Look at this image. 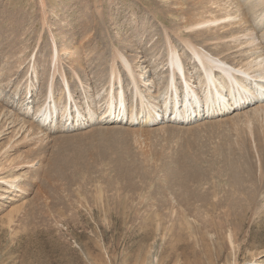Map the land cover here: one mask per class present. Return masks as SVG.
<instances>
[{"label": "rangeland", "instance_id": "374dc122", "mask_svg": "<svg viewBox=\"0 0 264 264\" xmlns=\"http://www.w3.org/2000/svg\"><path fill=\"white\" fill-rule=\"evenodd\" d=\"M101 1L95 6L93 0H0V102L5 103L4 108L7 107L10 116L20 115L19 118L21 117L24 122L26 121L28 124L35 126L39 134L36 136L30 134L31 132L29 131L23 130L16 133L15 131L12 132V130L7 131L8 129L6 128L0 137V177L9 175L16 177V180L20 182L18 184L22 186L21 190H16L10 185L6 186L8 189H3L2 191L0 189V195L3 194L0 196V264H92L93 260V264H264V176L255 177L262 180L259 184L260 188L256 184L257 192L255 187L250 186V189L254 191L251 196L253 197L252 206H250V200L246 202L242 198L236 201L238 206L235 208L218 204L216 212L210 213L212 216L206 217L205 221H200L199 219L203 217V211L200 209L189 208L186 215L187 208L183 205L184 203H181L180 199H176L178 194L174 195L171 187L162 190L163 187L161 186V188L158 185L159 183H164L161 180L165 175L166 168L174 160L170 157L172 153L179 150L181 154L183 146L190 140V137L188 140L186 139V134L191 131L190 127L198 130L199 126L205 125L207 122L209 124L210 122H220L224 118L226 121H230L231 119L229 120L228 117H236L237 112L233 115H220L217 119H207V121L200 124L185 126L189 129L188 132L185 127L170 125L173 124L170 119L175 118L173 115L171 116L173 118L166 119L164 124L151 125L155 124V119L160 121L166 118L165 113L158 107L160 101L157 100V91L166 83L167 62L165 61L170 59V57L173 58V55L170 54L169 56L167 55L166 59H163V56H166L167 53L164 49L168 50L166 43L170 41L177 44V46L179 44L176 50L182 54L190 52V48L177 39V36L174 35L176 33L174 29H170L167 32L161 23V16H157V8L164 9L167 7V0L162 2H157L156 0L144 2H142L143 0ZM245 3L246 1L240 0L241 5ZM123 4L133 6V8L126 10ZM113 5H116L114 11L119 10L125 12V14L121 17H113ZM174 10H180L176 14L177 16L184 14L187 7ZM199 10L203 11L201 8ZM83 13L86 14L85 16L94 19L87 23L82 19ZM103 17L106 18L108 26L101 24L98 28L97 23L96 25L91 23L100 21ZM12 19L20 23L14 22ZM133 19L137 23L139 22L140 25L147 24L148 26L147 29L142 31L143 39L140 37L138 40L141 43L135 46L132 45L134 44L132 42L131 44L126 43L123 37V28H128L129 33L134 29L136 22H133ZM251 20L252 22L254 21L253 19ZM127 22L132 23L125 25ZM181 23L179 21H171L167 25L169 27H177V24ZM119 24H121L122 28L118 26ZM18 27L20 28L18 29ZM105 27L107 28L105 29ZM83 29L89 31L83 33ZM102 31H105V36L108 34L112 38V43L114 42V45L122 53L121 57L127 55L136 62V66H142L139 67L140 69L138 68L144 75L140 79L144 80L146 78L148 82L147 86L141 87V81L127 73V69H132L130 67L132 64L135 65V63L133 61H125L127 64L121 62L119 66L122 67L123 76L120 78L123 80L124 85L123 83H115L112 87H110L111 85H105L98 88L102 92L99 93L96 107H104L106 102V96L104 97V95L108 92L110 93V90L115 93L129 86L130 90H136L143 102L146 101V98H142L144 96L153 99V102L148 103L149 112L136 110L135 106L133 107L132 113L134 112L140 118L138 119V125L134 129L129 127L132 121L123 118L127 116L126 111L131 112L130 108L126 107L123 109L118 105H113V110L117 106L118 110L120 109L121 111L116 113L119 120H124L126 121L124 123L129 125L121 123V125L112 124L107 126L98 125L102 119V114L105 112V110L99 108L98 115H100V118L98 121L94 120L95 126L86 128L82 126L83 129L81 128V131L72 132L65 130L69 126L61 123V113L67 110L70 113V103L68 108L65 106L64 108H58L59 110L63 109V112L59 113L57 111V114L55 113L62 125L59 123L51 128L49 126L43 128L46 123L44 121L43 126H39L40 122L38 121L40 120L37 117H33V115L34 110L36 111L38 106L44 105L42 97L44 93L42 94L41 92L42 83L38 84L36 94L31 96L30 94L27 95L26 91L31 84L30 82H33L34 77L41 81V77L45 79L48 76L49 71L43 70L47 61L46 65L52 69L51 73L57 71L58 74L60 71L57 70V56H60L59 59L62 60L60 65H63L68 71L60 81L70 80L74 69L77 70L80 79L84 77L89 79L90 75L93 78L97 71L95 66L88 67L87 65L85 72L82 68H76L79 63L73 59H82L81 56L89 53L87 51L88 48L93 49L95 54L104 53L102 45L96 44L93 39L96 35L100 36ZM224 31L222 30V32ZM249 31L256 34V30L252 28ZM185 32L188 31L185 30ZM166 34L171 35L166 38L164 37ZM55 35L59 39L55 40L54 42L56 43L53 45L61 48L60 45L62 43L71 42L73 48L67 50L69 53L67 51L62 54L55 53L54 59L50 60L48 58V60L46 58L48 53L51 52V48L48 46L44 51L43 49L47 44L53 43L52 40ZM131 36L136 37V32H132ZM244 40H248V38ZM15 41H17V48L23 46V48L28 49L26 51L28 53H24L25 56H23V53L19 55L18 52L20 50L12 48L13 44L10 45L11 42ZM256 41L258 42V39ZM157 42L158 48L155 47L154 56H149V58L141 59L140 61L139 58L143 55L140 54L142 52L141 48L144 47L143 50H150ZM28 45L30 46L29 48ZM126 45L131 47L125 48ZM159 45H164L166 48ZM205 45H199L197 48L202 52H208L206 49L208 45ZM258 45L261 44L258 43ZM109 46L111 49L106 48V50H109L110 52H108L111 54L113 48L111 45ZM84 47L85 49H83ZM242 49L245 50V47ZM44 52H47V55ZM20 59L22 60L20 63L23 62V64L18 69L17 65H19L18 61ZM213 60L217 62L223 61L220 57ZM148 61L151 64L150 71L149 69L145 70L147 65H149ZM128 63H130L129 68ZM144 63L147 65H144ZM163 63H166V67L161 66ZM72 66L76 67L73 69ZM156 66L161 67L157 68ZM12 67L14 69L11 70ZM81 67L84 68L85 66ZM229 67L231 66L229 65ZM34 69H36V72H34ZM257 69V67H254L250 69L249 73ZM254 75L257 76L255 79L261 78L259 72L254 73ZM32 76L34 77L32 78ZM248 78H251V76H248ZM90 81L94 82L92 79ZM116 86L117 88H115ZM58 87L59 90H55L53 86L48 87L47 96L50 97L52 95L54 99L64 100V95H59L60 92H63L64 87ZM83 89V84L78 88L72 89L76 93L75 96L81 99H79L80 102L85 100L83 99ZM69 90L71 89L64 91L68 94ZM177 91L180 92V90ZM175 92V90L172 91V93ZM16 94L19 95V100L14 102ZM54 94L58 95L57 98L54 97ZM127 95L135 97V101L137 100L135 93H127ZM59 100L52 103L57 104ZM168 103L170 104V102ZM259 104H262V102H259ZM72 105V112H75L77 108H75L74 100ZM92 106H95V103ZM255 106L259 105H253V107L247 109L248 112H251ZM247 110L243 109L241 111L240 109L238 114L248 113ZM51 113L54 114L52 111ZM168 113L171 114L170 112ZM42 114L48 115L45 108H43ZM85 114L90 115L88 111ZM54 119L57 120L56 117ZM143 121L151 125V127H143ZM102 122L107 124L105 120ZM256 124L264 125V116L260 117ZM100 127L103 129L124 127L132 131H139L138 135L135 134L137 136L134 135L130 136L129 139L121 140L129 149L141 156V161L145 166L142 165V170L139 169L141 172L139 170L137 172H140L139 175L142 178L136 175L131 176L130 174L119 176V166L115 167L112 164H108V162L97 166V159L90 160L89 163L86 161L88 160L87 158L80 159L82 152L85 150L91 153L103 152L102 154H107L111 159H116L115 156H111L113 152H110L107 147L105 148L107 139L100 141L96 146L82 145V139L85 138L84 135L87 133L91 134L93 131L99 130ZM169 127L170 129L175 127L179 130L173 131L169 129L168 134H166L167 137H162L159 134L160 131H164V129ZM113 132L115 135L116 132ZM71 135L74 138H79L74 139L71 151H64V153L71 156L70 161L79 162L78 169L68 170L66 177L59 180L56 178V171L50 165L51 156L53 155L54 146L62 141L57 139H65L66 136ZM252 138L254 139V136ZM206 140L204 138L202 143L205 142L209 147L204 150H210L209 154L211 155L213 148L218 144V140ZM261 140L264 142V139ZM40 146L48 150L47 155L42 156L35 152ZM119 146L123 148L122 145L119 144ZM256 147L257 145H254V148ZM259 168L260 165L258 164L257 173ZM124 179H130V181L126 183ZM223 183L225 184V182ZM223 183L220 185L223 186ZM123 184H125L124 188ZM132 184L135 186H131ZM226 188L227 186H225L224 192L219 197L221 202H227L228 191H226ZM54 196L56 197L54 198ZM231 200H234V198ZM165 207L171 209H166ZM227 207L228 210L226 211ZM172 211L174 213H171ZM180 211L188 217H185ZM122 212H125L127 217L123 216ZM214 221H216V224ZM230 235H233L232 243ZM92 241L94 242L92 243Z\"/></svg>", "mask_w": 264, "mask_h": 264}, {"label": "bare ground", "instance_id": "6f19581e", "mask_svg": "<svg viewBox=\"0 0 264 264\" xmlns=\"http://www.w3.org/2000/svg\"><path fill=\"white\" fill-rule=\"evenodd\" d=\"M61 1H63V0H61ZM144 1H147V0H143L142 2H144ZM156 1L162 2L163 0H156ZM241 1H246V3L244 5H241L243 2L240 4V0H167L166 4L168 6L165 7V5H164V7H165V8L163 7L164 9L158 7L156 12H157V16L158 15H159V17L161 16L160 17V18H162L161 23L163 24L165 30L168 32V31H170V29L171 30L174 29V31L176 32L174 35L177 36V39L180 42L184 43L188 48H190V50H189L190 52L183 53L185 56V59H188L190 53H192L193 56L196 55L194 57L199 58L198 61H202L205 65L210 66L212 69H214L218 63H221V61L217 62L216 60H213V59L220 57L223 60L222 61L223 64L227 63L226 64L227 66H229V65L231 66V71L233 74L238 73L241 76H243L245 79V78H248V76L257 78V76H255L254 73L259 72L261 78L264 79V48L262 46L258 45L259 42L256 41V39H258V36L256 34H254V32L252 33L249 31V30H251L252 26L258 27V24H257L258 19L257 18L255 19L254 15H255L256 11L260 7H262V5H264V0H241ZM93 2H94V5L96 6V4L101 3L102 1L101 0H93ZM115 6L116 5H113V7H112L113 17L117 18L119 16L120 17L123 16L125 14V12H121L119 10L114 11ZM123 6L126 8V10L133 8V6H127V4H123ZM194 6H197V7H194ZM97 7H99V6L97 5ZM182 7H187V10H185L184 14H179L176 16V14L180 12V10H174V9L182 8ZM200 8L203 9V11L199 10ZM100 14H102V13H100ZM85 15L86 14H84L82 16V19L85 20L87 23H89L90 20L94 19V18H89L88 16H85ZM249 17H250V19H249ZM251 19H253L254 21L252 22ZM262 19L263 18H261V20ZM12 20L14 22L16 21L14 19H12ZM7 21H9V19H7ZM171 21L172 22L173 21L174 22L179 21L182 23L177 24L178 25L177 27H169L167 25V23L168 22L171 23ZM16 22H18V21H16ZM133 22H136V23H135V26L133 27L134 29H132V31L130 33L128 31L129 30L128 28H123V33H124L123 37H124V41H126V43L131 44V42H132V43H134L132 45L135 46V45L141 43L138 40L140 37L143 39L144 35H143L142 31H144V29H147L148 26H147V24L140 25L139 22L137 23V21L135 19H133ZM18 23H20V22H18ZM91 23H93V25H96V23H97L98 28L100 27L101 24H104V25L108 24L105 17L101 18L100 21L91 22ZM131 23L132 22H127V23H125V25H130ZM87 26H88V24H87ZM118 26L121 27V24H119ZM19 28L20 27H18V29ZM84 28H85V26H84ZM106 28L107 27H105V29ZM21 29H22V27H21ZM185 30L188 32H185ZM222 30H225V31L222 32ZM82 31H83V33H85V31H89V30L83 29ZM166 31H165V33H166ZM132 32L133 33L136 32V37L131 36ZM28 34H29V31H28ZM28 34H27V36H28ZM170 35L171 34H166L164 37L167 38ZM97 36H99V35H96V37H94L93 39L95 40L96 44L99 43L102 45L103 48L102 47H99V48H102V51H104V53H101V54L96 53L97 54L96 55L94 53L93 49L88 48L87 51H89V53L86 55L84 54V56H81L82 59H80V60L73 59L74 61H78L79 65L81 64L80 66L77 65L78 67H76V66L75 67L79 68V69L82 68L85 72H86L85 69H86L87 65H88V67L95 66L97 68V71L95 72V76L93 77L94 79L91 77L92 75H90L91 79L94 80V82L90 81L91 80L90 77H89V79L86 77L80 79L77 70L74 69L75 68L74 66H72L74 69V72L71 73L70 80L66 79L63 82L60 81L61 78L62 79L64 78L65 73L68 72L63 67V65L62 66L60 65L62 62V60L59 59L60 56L56 57V63L58 65L57 70L60 71L58 74H57V71H54L51 73L52 69H50V66L46 65L48 63V61H47V63L44 64L45 66L43 67V70L49 71L48 76L45 79H44V77H41L42 78L41 81H39L37 77L32 76V78L34 77L33 82H30L31 84H30V86H28V89L26 90L27 95L30 94L31 96H34V94H36V91H37V86L40 83H42L41 92H42V94L44 93L42 95V97L44 99L43 100L44 105L38 106V108H36V111L34 110L33 117H37L40 120V121H38L40 123L38 124L36 122V124H38L39 126H42L43 122L45 121L46 123L44 124L43 128H46L48 126H49V128H51L54 125L57 126L60 123L59 122L60 120L56 116L57 111L52 109V106H54V108L57 107V109L58 108L60 109V107L64 108V106L68 108V106L71 103L70 113L68 112V110L65 111L64 113H61V116H62L61 123L69 126L68 128L66 127L65 130L72 131V132L73 131H81L83 128L95 126L96 125L95 121H98L100 118V115H98V109L93 108L94 110H91V111L88 110V113H90V115L85 114L84 111L79 112L76 110L75 112H72L73 111L72 101L74 100L78 104V101L76 100L77 96H75L76 93L72 89L78 88L79 86H81V84H83V87H84V89H83L84 90L83 91V97L84 98L83 99H86L89 103H91V105L95 103V107H96L98 104L97 99L99 97V93L102 92L98 88L104 87L105 85H109V86L112 85L113 86L115 83H120V84L123 83V80H121V78H120L123 76L122 71H121L122 67L119 66V64H121V62H125V61L132 62L133 61L135 63V65L132 64V66L130 67L132 69H127V73L132 75L133 78L137 77L141 81V85H142L141 87L147 86L148 81L146 80V78L144 80L140 79V77L144 76L142 74V72L139 70L140 69L139 67H142V66H136V62L133 59H130L127 55L125 57H121L120 56L122 54L121 51L119 50V48L116 45H114V42L112 43V38L110 36H108V34H106V36H105V31H102V33L100 34L99 37H97ZM53 38H54L52 40L53 43H50L49 45L47 44L45 46V48L43 49V51H44L45 49L48 48V46H49V48H51V52L48 53V56L46 59L49 58L50 60H52L55 57V53L62 54L63 52H66L67 50L73 48L71 46V42H65V41H64L65 43H62L60 45L61 48L56 46V45H53L56 43L54 41L55 40L57 41L59 39V37H57L55 35V37H53ZM245 38H248V40H244ZM41 39H38V40H41ZM142 39H141V41H143ZM161 39H163V38H161ZM149 40H150V38H149ZM174 40H176V39H174ZM254 41H256L257 44ZM159 42H160V40H159ZM165 42H166V40H165ZM16 43H17V41L11 42L10 45L13 44L12 48H17ZM143 44H145V43H143ZM204 44L208 45V46L205 45L208 52L207 51L202 52L201 50H199L197 48V47H199V45L204 46ZM109 45H111L113 48V50L111 51V54H109V52H110L109 50H106V48L111 49V47ZM145 45H148V44H145ZM149 45H150V42H149ZM167 45H168V50L164 49L165 51H167V53H166V56L164 55L165 57L163 56V59H166L170 54L173 55V53H172L173 51H178L176 49H178L177 47L179 46V44L177 46V44L169 41L168 43H166V46ZM62 46H64V47H62ZM157 46H158V42L155 43L154 46H152L153 48L150 50H147V49L143 50L144 47L141 48L142 52H140V54L141 55L143 54V55L140 56V58L138 57L140 59V61H141V59L149 58V56H151V57L154 56V52H155L154 50L156 49L155 47H157ZM163 46L164 45H162L160 47H163ZM29 47L30 46L28 45V48ZM126 47H131V46L126 45L125 48ZM243 47H245V50L242 49ZM17 49L20 50L18 52L19 55L22 53L24 54L28 50L26 48H23V46H20ZM83 49H85V47ZM161 50H162V48H161ZM158 51H159V49H158ZM26 53H28V52H26ZM44 54L47 55V52H44ZM23 56H25V54ZM73 56H75V55H73ZM193 56H192V58H193ZM192 58L190 59V62H192V64L195 66V61H193ZM119 59H120V61H119ZM209 60H211V61L208 63ZM21 61H22L21 59L18 61V64H19V65H17L18 69L23 64V62L20 63ZM127 62H125V64H127ZM165 62H167V66L169 64L170 67L173 68V75L172 76H174L173 77L174 82H177V80L180 79V75L178 74V72H176V70L177 69L183 70V68H185V65L184 64L182 65L175 58H171V61H169V59H166ZM211 62L213 64H211ZM56 63H55V65H56ZM128 64H129L128 65V68H129L130 63H128ZM57 65L55 66L56 68H57ZM144 65H147V64L144 63ZM81 66H85V67L83 68ZM150 66H151V64L149 62V65H147L145 70L149 69V71H150L151 70ZM161 66L166 67V63H163ZM161 66H156V67L159 68ZM254 67H257L258 69L253 71L252 73H249L250 69H252ZM195 68H196V66H195ZM12 69H14V67H12L11 70ZM145 70H143V71H145ZM34 72H36V69H34ZM123 73H125V72H123ZM168 74H170V73H168ZM176 76L179 78H177ZM125 77H126V74H125ZM150 80H152V79H150ZM104 82H105V84H104ZM144 83H146V84L143 85ZM169 83H170V79H169ZM185 84H186L187 88L186 87L177 88V86L173 85V84L171 87L167 88V94H165L166 97L172 96V97H168L167 102L165 101L166 97L163 96V92L158 93L157 100L160 101V104L158 107L165 113V117H166L163 119V121H165L168 118H173V117H171L173 115L175 118L170 119L171 123L185 125L186 122H188L189 118L192 117L193 115H195V114L201 115V112H200L201 109L200 108H202V107H201V105H199L197 103V100H199L198 95H196L195 92L190 89V87H192V85H193V80H186ZM96 85H98V86L95 87ZM123 85H124V83H123ZM213 85L216 88V92L211 93L210 96L206 97V104H207V107H209V112L211 113V115L215 114V113L216 114L222 113V109L217 110L219 108L218 104L220 101H221V103H224L226 100V97L222 92H220V91L217 92V90H218L217 84L215 82H213ZM50 86H53V88L55 87V90H59L58 86L64 87L63 88L64 90H67V89H71V90H69L68 94L65 93L64 90H63V92H60L59 95L63 94L64 100H59V99H54L52 95L50 97L47 96V90H48V87H50ZM137 86H139V85H137ZM115 88H117V86ZM127 88L130 90L129 86ZM95 90H96V92H95ZM169 90H171V91H169ZM173 90H175L176 92L172 93ZM177 90H180V92H178ZM24 91H25V89H24ZM18 92H20V91L18 90ZM110 92H111V90H110ZM39 93H40V91H39ZM116 93H117V91L114 93V95ZM123 93L125 95H127V92L124 90H123ZM107 94L108 93H106V95ZM106 95H104V97ZM139 95H140V93H139ZM57 96L58 95L54 94V97L57 98ZM109 98H110V101L108 103L109 109L105 110L104 114H102L103 120L101 119L99 121L98 125L99 124L102 125V123H103L102 121H104V120L107 124L115 125L117 122L116 123L115 122L112 123V122L119 120V117L116 116V113H120L121 111H120V109L118 110L117 106L113 110L112 106L113 105L119 106V103H121V104L124 103L125 97L123 95H121L120 98L115 97V96L111 97V94L109 93ZM142 98H144V99L146 98V101L148 103L153 102V99L151 97L144 96ZM104 99H102V100H104ZM26 100L28 101L27 98H26ZM57 100H59V102L57 104L52 103L53 101L57 102ZM171 100H173L175 106H171L168 103ZM243 100H244L243 96L242 97H236L235 99H233V102L235 103L233 106L240 104V102ZM30 101H32V100H30ZM135 102H136L135 97H133V100L131 102L132 103L131 106L127 105L126 107L130 108V110L133 109V107L135 106ZM34 103H36V102H34ZM62 103H63V105L61 106ZM189 104L191 105V107L189 109L176 113V108L178 106L182 105L183 107H185ZM104 105H105V103H104ZM257 105H259V106H257V107L255 106V108H253V110L251 112H248V110H247L248 113H245V114H238V112L240 110H237L236 111L237 114L235 113L236 117H233V118L228 117L229 120L231 119L230 121H226L224 118L223 121L222 120L220 122L217 121L219 123H217V122L211 123L210 122V124H209L207 122L205 125L199 126L198 130H195L194 128L190 127V130H191L190 133L186 134V139L188 140V138L190 137L189 138L190 140H188V142H186V144L183 146L184 147V148H182L183 152L180 154L179 150L176 152L174 151V153H172V155L170 156L171 159L172 160L174 159V160L169 165V167L166 168L165 175L161 180V182H164V183H162V184L159 183L158 185H159V187H161V186L163 187V188L161 187L162 190L168 189V187H171L172 193L174 195L178 194V196H177L178 198H176V199H178V200L180 199L181 203H184L183 205H185V207L187 208V210L185 212L186 215H187L189 208L200 209L201 211H203V217H201L202 219L201 218H199V219H200V221H205L206 217L212 216L210 213L216 212V208L218 207V204H221V205L223 204L224 206L229 205L230 208L231 207L235 208L238 206V204H236V201H239L242 198V200H244L246 202H248L250 200V202H251L250 206L253 205L252 204L253 197H251V196L254 193V191H252L250 189V186L255 187V191L257 192L258 189H257L256 184L259 185L262 182V180L257 179L255 177L256 176H264V142L261 140V139H264V136H262V135H264V125L256 124L259 121V118L264 116V102H262V104L258 103ZM7 106L9 107V105H7ZM35 106H37V105H35ZM203 106H205V104ZM227 106L230 107L231 105L228 104ZM4 107H5V103L0 102V137L6 128L8 129L7 131L12 130V132L15 131L16 133H19L23 130V131H29V132H31L30 134H34L36 136L39 135L35 126L28 124V122H26V121L24 122L21 117H20L21 119L19 118L20 115L19 116L18 115L17 116L16 115L10 116V113L7 111L8 110L7 107L6 108H4ZM43 108H45L47 110V113H48L47 116H46V114H42ZM75 108H76V104H75ZM148 109H149V106H148ZM243 109H245V108H243ZM243 109H241V111ZM50 110L54 114H52ZM62 110L63 109H61V111ZM26 112H27V110H26ZM168 112H170L171 114H169ZM126 114H127V116L123 117V118H127L128 121L129 120L132 121L129 127H132V128L136 127L138 125V119H140V118L138 116H136V114L134 112L132 113L130 111H126ZM222 116H224V115H222ZM55 117L57 120L54 119ZM158 121L159 120L155 119L154 123H157ZM33 122H35V121H33ZM143 123H146V122L143 121ZM118 125H120V124H118ZM82 126H84V127L82 128ZM140 126H141V124H140ZM170 127L168 129H164V131H160L159 134L164 138L167 137L166 134H168V130L170 129ZM185 128H186L185 130L188 132L189 129L187 127H185ZM171 129L173 131L179 130L178 128H175V127L171 128ZM113 131L116 132L115 135L113 134L114 133ZM156 132H158V131H156ZM138 133H139V131H135V130L132 131V130L124 128V127L123 128H116V129H103L100 127L99 130H95L91 134L90 133L85 134L84 135L85 138L82 139V145L84 144L86 146H96L100 143V141L107 139V142L105 143V148L107 147L110 152H113V154L111 156H115L116 159H111L109 156H107V154H102L103 152L91 153L90 151L88 152L86 150L82 152V156L80 157V159L87 158L88 160H86V161L88 163L90 162V160L97 159V161H98L97 166L103 165L106 162H108V164L114 165L115 167L119 166V169H118V175L119 176H124L126 174H130L131 176L136 175L137 177H141L139 174L141 172L140 170H142L141 166L144 165L143 162L141 161V156L137 155L135 152H133L131 149H129L125 145V143L121 140V139H129L130 136H134L135 134L138 135ZM5 135H6V132H5ZM137 135H135V136H137ZM253 136H254V139L252 138ZM77 138H79V137L74 138L71 135V136H66L65 139H57V140H62V141L59 142L56 146H54L53 155L51 156V164L50 165L54 169V171H56V178L59 180H62L66 177V175L68 174V170H71V169L77 170L78 169L77 166H78L79 162L70 161L71 156L64 153V151H71V147L74 143V139H77ZM204 138H206L208 141H210V140L217 141L218 140V142H217L218 144L215 146V148H213V152L211 153V155L209 154L210 150H204L205 148L209 147L206 145L205 142L202 143ZM112 139H114V140H112ZM184 140H185V138H184ZM1 141H2V139H1ZM261 141H262V143H261ZM119 144L122 145L124 149L121 148L119 146ZM254 145H257V147L254 148ZM45 146H48V145H45ZM41 147H43V146L38 147L35 150V152H37L38 154H40L42 156L47 155L48 150L46 148H41ZM102 151H104V150H102ZM125 156H126V158H125ZM66 159H68V160H66ZM109 160H110V162H109ZM258 164L260 165V168H259V171L257 173V165ZM138 170L140 172H137ZM145 172L147 173V171H145ZM210 174H211V176H210ZM147 176H148V174H147ZM127 177H128V175H127ZM16 179H17L16 177H12L11 175L0 177V189H1V191L3 189H8L6 187L7 185H10L12 188H15L16 190L17 189L21 190L22 186H20L18 184L20 182H19V180L17 181ZM124 180L126 181V183H128L130 181V179H124ZM223 182H225V184ZM222 183H223V186L220 185ZM123 185H124L123 186V188H124L125 184H123ZM131 186H135V185L132 184ZM225 186H227L226 191H228V196L226 198L227 202H225V201L221 202L219 200L221 198H219V197L224 192ZM260 187L261 186L259 185V188ZM158 194H159V192H158ZM163 194H164V192H163ZM173 194H172V196L175 197ZM1 195H3V194H1ZM55 197L56 196H54V198ZM232 198H234V200H231ZM228 202H230V203H228ZM175 203H176V201H175ZM181 203H179V204H181ZM167 206H169V205H167ZM173 206H175V205L173 204ZM168 208L169 207H167L166 209H168ZM169 209H171V208H169ZM172 210L174 211V209H172ZM227 210H228V207L226 208V211ZM173 211L171 213H174ZM182 211H184V210H182ZM182 214H184V213H182ZM185 214H184V216H185ZM122 215L127 217L125 212H122ZM154 216H156V215H154ZM185 217H188V216H185ZM196 221H197V219H196ZM135 222H136V220H135ZM214 223L216 224V221H214ZM190 224L192 225V223H190ZM232 236L233 235H230L231 243H232V238H233ZM93 242L94 241H92V243ZM93 263H94V260H93Z\"/></svg>", "mask_w": 264, "mask_h": 264}]
</instances>
